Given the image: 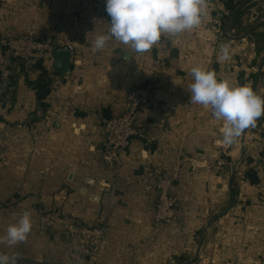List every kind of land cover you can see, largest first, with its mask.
<instances>
[{
  "label": "crops",
  "instance_id": "0c3cea01",
  "mask_svg": "<svg viewBox=\"0 0 264 264\" xmlns=\"http://www.w3.org/2000/svg\"><path fill=\"white\" fill-rule=\"evenodd\" d=\"M105 7L0 0V35L52 38L70 52L69 72L59 74L54 61L29 68L0 46V236L26 210L33 225L25 242L0 252L17 264H72L81 241L62 226L100 225L95 258L81 264H264V116L225 144V123L191 104L186 88L201 66L264 97V0H207L198 28L131 59L115 40L93 51L110 27ZM222 44L227 61L217 59ZM148 86L134 121L145 137L109 165L103 120L125 111L132 88ZM152 170L172 180L176 200L161 224Z\"/></svg>",
  "mask_w": 264,
  "mask_h": 264
},
{
  "label": "clouds",
  "instance_id": "9594fccd",
  "mask_svg": "<svg viewBox=\"0 0 264 264\" xmlns=\"http://www.w3.org/2000/svg\"><path fill=\"white\" fill-rule=\"evenodd\" d=\"M207 0H106L105 10L111 18L107 34L97 35L93 51L104 50L110 40L128 46L126 59L132 53L143 54L161 38L174 43L180 34L198 28L206 13ZM230 49L222 44L217 59L227 61ZM192 82L187 85L190 103L210 108L216 120L225 123L223 143L232 144L249 127L264 116V97L247 84L240 85L218 78L217 73L201 66L190 70ZM32 214L24 211L20 218L0 236V244L13 247L25 242L32 229ZM17 255L0 252V264H17Z\"/></svg>",
  "mask_w": 264,
  "mask_h": 264
},
{
  "label": "built area",
  "instance_id": "2783aa9c",
  "mask_svg": "<svg viewBox=\"0 0 264 264\" xmlns=\"http://www.w3.org/2000/svg\"><path fill=\"white\" fill-rule=\"evenodd\" d=\"M0 46L11 58L24 62L29 68L39 60H44L51 66L54 61V51L65 48L58 45L52 38L37 39L27 35L13 38L0 35ZM150 93L149 86L132 88L127 98L125 111L119 116L103 120L105 138L102 151L109 165L121 162V152L129 149L134 138L145 137L144 129L136 126L134 121ZM148 177L153 178L154 183L147 188L157 192L156 221L159 224L167 222L176 206V200L171 193L172 180L165 177L160 170L150 171ZM39 220L44 226L55 225L46 216L39 215ZM62 227L69 237H77L81 241L80 250L70 255L72 264H81L84 255L94 260L101 239L106 232L104 228L100 225L77 224H64Z\"/></svg>",
  "mask_w": 264,
  "mask_h": 264
},
{
  "label": "water",
  "instance_id": "95a60500",
  "mask_svg": "<svg viewBox=\"0 0 264 264\" xmlns=\"http://www.w3.org/2000/svg\"><path fill=\"white\" fill-rule=\"evenodd\" d=\"M54 70L59 74H66L70 69V52L66 49H56L53 54Z\"/></svg>",
  "mask_w": 264,
  "mask_h": 264
},
{
  "label": "trees",
  "instance_id": "16d2710c",
  "mask_svg": "<svg viewBox=\"0 0 264 264\" xmlns=\"http://www.w3.org/2000/svg\"><path fill=\"white\" fill-rule=\"evenodd\" d=\"M46 94V93H45Z\"/></svg>",
  "mask_w": 264,
  "mask_h": 264
}]
</instances>
